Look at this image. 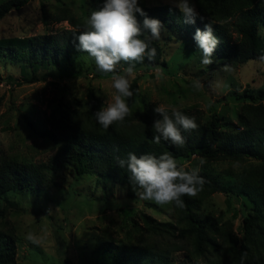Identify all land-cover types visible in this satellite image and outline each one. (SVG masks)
<instances>
[{"label":"rangeland","instance_id":"1","mask_svg":"<svg viewBox=\"0 0 264 264\" xmlns=\"http://www.w3.org/2000/svg\"><path fill=\"white\" fill-rule=\"evenodd\" d=\"M139 2L142 8L170 5L167 0ZM192 2L198 12L203 7L216 22L235 20L236 14L227 16L228 9L223 6L222 12H218L214 0ZM101 3L102 0H30L0 19V38L30 37L71 28L68 21L44 24L43 8L52 14L65 11L86 24L90 13ZM164 26L167 31L157 42L164 49L165 64L134 71L130 78L134 95L127 100L130 115L120 123L139 124L145 118L146 107L156 104L168 111L199 108L204 123L217 113L225 128L237 125L243 103L231 95L242 94L246 88L264 94V59L236 63L215 52L214 63L205 66L193 36L185 39L180 31L172 32ZM96 69L94 59L84 52L63 59L59 66L45 60L33 67L29 59H17L11 52L0 53V167L9 161L34 163L43 168L46 178L42 190L15 191L6 196L18 203L19 210H11L0 228H14L18 264H116L104 247L140 245L146 236L161 243L165 239L169 243H185L192 248L191 241L189 244L166 232L160 236L144 224L143 215L148 214L157 223L179 226L178 207L132 197L124 186L105 180L95 160L81 177L67 162L69 151L63 146L67 127L62 114L72 116L75 112L99 124L95 112L106 108L115 94L113 73L99 76ZM124 69L121 62L117 74H124ZM158 70L162 73L160 78ZM73 72L76 76H67ZM197 80L199 89L193 87ZM45 131H53L57 139L43 135ZM176 161L186 170L199 168L200 174L214 176L221 182L224 188L220 191L211 192L205 186L194 197L198 213L209 215L223 232L231 233L225 257L233 264H241L242 257L243 264H254L252 257L264 253V230L259 226L264 222L256 220L259 225L254 233L246 234L244 218L256 212L239 190L242 181L264 187L262 162L251 158L205 159L198 155ZM28 233L40 238L41 243L28 241ZM187 255V249L173 252L172 264L188 259ZM187 264H195L194 259Z\"/></svg>","mask_w":264,"mask_h":264},{"label":"trees","instance_id":"2","mask_svg":"<svg viewBox=\"0 0 264 264\" xmlns=\"http://www.w3.org/2000/svg\"><path fill=\"white\" fill-rule=\"evenodd\" d=\"M214 1L218 12H222L223 6V9H228L227 16L236 14L232 23L222 22V20L216 22L212 19L213 17L210 19L203 7L200 8L199 14L204 17V20L202 22L198 18L195 25L184 24L183 16L178 9H174L170 15V5L143 9L150 18L159 19L172 32L179 33L178 31H180L185 39L194 36L197 28L204 30L205 24L212 23L214 35L220 40L215 52L226 60L236 63L263 60L264 0ZM29 2L30 0L1 2L0 19L14 9L23 8ZM137 18L142 23L143 18L139 16ZM62 21H68L71 28L30 37L0 38V53L11 52L17 59H29L31 67L45 60H48L53 66H59L63 59L68 60L72 55L83 53L77 50L75 36L86 30V24L77 20L72 14L62 10L52 14L43 8L44 24L49 25ZM233 31L236 33L235 37H233ZM151 46L157 50L155 60L145 59L143 63H137L134 71L165 64L162 45L154 41ZM123 65L124 68L128 67L124 62ZM96 72L99 76L111 74L102 73L97 69ZM70 74L67 76H76L77 73ZM231 97L243 105L237 115V125L228 128L223 126L217 113L213 114L208 123H204L201 109H179L185 115L194 118L198 125V128L193 131L181 129L186 140L183 147L172 145L163 139L159 144L154 143L155 133L152 125L154 120L159 118L158 114L154 113L156 104H149L146 107L145 118L139 124L127 125L117 122L108 129L92 122L90 117H83L75 112L72 116L67 113L62 114V120H65L67 127L63 145L69 151L67 162L73 164L77 176L81 177L89 171L91 162L95 160L105 180L124 186L132 197L138 196L137 193L140 189L131 182L127 168H120L116 159L117 157L127 159L129 153H134L138 157L142 154L159 157L168 153L176 160L192 155L202 156L205 159L241 160L251 158L264 165V105L262 103L264 94L263 92L255 94L253 89L246 88L242 94L234 93ZM168 112L171 116L172 111ZM42 134L53 140L57 139L53 131H45ZM198 174L205 180L203 187H210L211 192L224 188L214 176L205 177V174ZM44 176L43 168L34 163L9 161L0 167V225L11 210H19L18 203L7 199V194L15 191L42 190L46 187ZM239 193L244 195L249 203H252L254 212H256L244 218L246 234L252 235L259 225L256 220L261 219L264 222V187L250 184L249 181H242ZM182 199L184 207L178 208L181 214L179 226L172 223H157L156 219L148 214L143 215V221L152 233L161 236L163 232H166L189 244L191 241V249L185 243L180 244L172 241L169 243L166 239L161 243L146 236L141 239L140 245H114L104 247L105 252L112 256L116 264H172V253L184 249L189 250L188 259L177 264H187L192 259L195 264H233L227 256L225 257L226 253H224L228 250L226 242L232 238L231 233L223 232L224 230L214 223L209 215L198 213V203L194 197L184 196ZM259 226H263L264 230V225ZM16 239L14 228L7 227L6 230L0 228V264H18L16 261ZM259 255L258 258L252 257L254 264H264V253L259 252Z\"/></svg>","mask_w":264,"mask_h":264},{"label":"clouds","instance_id":"3","mask_svg":"<svg viewBox=\"0 0 264 264\" xmlns=\"http://www.w3.org/2000/svg\"><path fill=\"white\" fill-rule=\"evenodd\" d=\"M167 2L171 5L169 14L178 9L184 24L195 25L198 18L203 22L204 17L200 16L192 0ZM137 16L143 18L142 23ZM166 31L159 19L149 17L140 6L139 0H102L97 9L88 16L86 30L75 36L77 50L93 58L98 71L113 73L112 87L115 94L112 102L106 108L95 112L97 122L104 129L114 123L123 122L130 115L127 100L134 95L130 78L134 76L135 66L143 63L145 59L155 60L157 50L151 46L152 41H160L162 33ZM193 39L202 53L201 63L205 66L212 65L215 50L220 44L219 38L214 35L212 23L205 24L204 30L197 28ZM121 62L128 67L124 69V74H117ZM161 75L158 70L157 78ZM200 86L199 80L193 84L197 89ZM154 113L159 117L152 125L155 133L153 141L156 144L163 139L172 145L183 147L186 140L181 129L193 131L198 128L194 118L179 110L173 109L170 116L164 106H157ZM116 159L120 168H127L131 182L140 189L137 194L141 200L183 208L182 197H195L203 190L205 180L198 174L199 168L186 170L168 153L159 157L151 154L138 157L129 153L127 159ZM200 164H203L202 160ZM26 239L36 245L41 243L40 238L33 233H28Z\"/></svg>","mask_w":264,"mask_h":264}]
</instances>
